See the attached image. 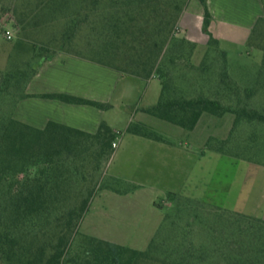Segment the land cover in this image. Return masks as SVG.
<instances>
[{"label": "trees", "instance_id": "obj_1", "mask_svg": "<svg viewBox=\"0 0 264 264\" xmlns=\"http://www.w3.org/2000/svg\"><path fill=\"white\" fill-rule=\"evenodd\" d=\"M14 12L24 27L62 20L61 50L74 38L86 34L89 59L145 80L157 77L162 91L157 103L143 110L158 118L193 130L203 114L221 117L235 114L264 124V113L238 107L240 93L232 86L225 66L220 81L236 105L222 97L178 94L169 66L186 56L196 43L174 34L190 0H18ZM203 10V30L208 45L218 44L210 31L212 14L208 0H199ZM8 8L0 5V21ZM258 18L247 44L264 51L262 25ZM2 29L0 22V31ZM261 39V38H260ZM31 45L32 41H19ZM57 52L44 54L30 70L14 63L0 71V99L10 107L30 94L26 87L46 60ZM220 91V90H218ZM253 91V90H251ZM251 91H245L250 95ZM70 103L108 108V104L64 93L42 94ZM126 132L160 140L151 127L132 121ZM116 138L115 130L102 121L95 133L48 123L44 129L0 112V264H264V219L235 211L250 220L227 240V248L217 246L165 247L156 236L145 250H138L96 236L80 234L82 219L95 196L88 183L101 161L108 157ZM93 164V168H88ZM85 188V190L83 189ZM175 220L172 219V224ZM255 223V224H254ZM236 242L239 244L237 245ZM236 244V245H235ZM219 246V245H218Z\"/></svg>", "mask_w": 264, "mask_h": 264}, {"label": "rangeland", "instance_id": "obj_2", "mask_svg": "<svg viewBox=\"0 0 264 264\" xmlns=\"http://www.w3.org/2000/svg\"><path fill=\"white\" fill-rule=\"evenodd\" d=\"M18 2L0 0L8 8L0 21V71L11 69L14 63L30 70L27 64L37 66L42 55L53 52L90 56L86 34L61 50V19L39 26L33 20L25 27L19 24L14 12ZM6 29L12 30V39L5 36ZM261 29L264 33V24ZM174 34L183 37L178 25ZM23 40L35 42V50L18 44ZM259 41L264 44V35ZM222 51L232 86L240 93L237 105L238 98L229 96L230 90L220 81L225 66ZM185 52L186 56L168 67L178 94L219 96L224 102L264 113L263 50L249 46L247 40L222 38L220 44L200 43ZM154 85L162 89L158 80ZM9 108L7 99L1 98L0 112L7 115ZM203 115L194 132L185 129L181 135L151 127L170 145L167 152H148L121 127L115 138L119 147L112 148L88 180L95 196L80 224V234L138 250H145L155 236L171 251L189 243L227 248L229 240L232 245L233 229L250 222L232 209L257 217L264 205V124L245 118L235 121L233 113Z\"/></svg>", "mask_w": 264, "mask_h": 264}, {"label": "crops", "instance_id": "obj_3", "mask_svg": "<svg viewBox=\"0 0 264 264\" xmlns=\"http://www.w3.org/2000/svg\"><path fill=\"white\" fill-rule=\"evenodd\" d=\"M208 6L212 14L210 31L218 40V44L222 38L246 41L258 18L264 16V0H208ZM203 14L200 1L190 0L178 22L182 36L198 45L200 43L206 45L209 40L208 34L203 30ZM155 80L160 82L155 77L145 80L86 58L58 53L52 59L43 62L26 87V93L30 95L21 98L13 108L10 107V113L14 119L39 129H44L48 123L54 122L95 133L101 122L105 121L116 133L121 127L128 133L127 127L132 121H136L152 128L164 127L172 130L174 134L181 135L184 128L179 126L183 130L180 132L176 127L166 125L169 121L143 110L144 107L157 103L160 98L162 89L156 88L155 85L151 87ZM51 93H64L95 100L108 104L109 107L103 109L90 104L70 103L41 96ZM203 116L196 127L188 131L194 132ZM128 134L134 136L148 152L166 151V148H170L162 139ZM114 142L116 145L113 147H119V144ZM209 152L226 155L213 149ZM108 191L118 194L113 190ZM257 217L264 219V205Z\"/></svg>", "mask_w": 264, "mask_h": 264}, {"label": "built area", "instance_id": "obj_4", "mask_svg": "<svg viewBox=\"0 0 264 264\" xmlns=\"http://www.w3.org/2000/svg\"><path fill=\"white\" fill-rule=\"evenodd\" d=\"M13 32H12V30L11 29H6L5 30V36L8 38V39H12L13 38ZM116 145V143L115 142H113V146H115Z\"/></svg>", "mask_w": 264, "mask_h": 264}]
</instances>
